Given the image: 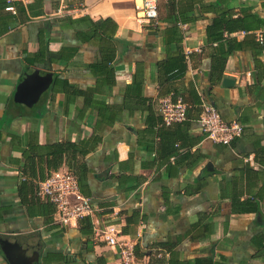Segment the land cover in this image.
<instances>
[{
  "label": "crops",
  "instance_id": "crops-1",
  "mask_svg": "<svg viewBox=\"0 0 264 264\" xmlns=\"http://www.w3.org/2000/svg\"><path fill=\"white\" fill-rule=\"evenodd\" d=\"M220 4L234 17L252 8L264 18V0H204L201 15L184 24L166 2L149 23L138 19L135 0H0V264H10L1 241L30 234L42 243L41 264H120L97 236L54 224L48 207L20 195L24 167L38 181L55 170V146L68 144L87 153L64 150L60 170L69 158L82 165L95 229L119 223L141 250L139 264L158 251L184 263L264 264V81L256 83L251 54L238 52L221 83L209 85L215 46L206 29ZM179 38L188 70L160 88L158 64L175 56ZM29 68L53 76L32 108L16 102ZM204 92L224 121L244 128L231 146L203 134L195 102ZM176 95L189 104L185 133L200 138L184 161L166 156L170 135L158 137L159 101ZM121 211L139 212L138 224L127 225Z\"/></svg>",
  "mask_w": 264,
  "mask_h": 264
},
{
  "label": "trees",
  "instance_id": "trees-1",
  "mask_svg": "<svg viewBox=\"0 0 264 264\" xmlns=\"http://www.w3.org/2000/svg\"><path fill=\"white\" fill-rule=\"evenodd\" d=\"M204 0H169L166 2V8L169 12V14L173 15L176 19V23H191L196 20V14L201 15V6H199V2H203ZM228 6H223V4L217 5L214 7L216 11H213L215 13V18L211 22L210 25L207 26L206 29V43L207 45L215 46L213 53L211 54V70L209 74V85L211 87H216L219 85L222 81V78L224 76V72L228 63V60L236 53L238 52H249L253 58V63L255 66L256 72V83L260 85L264 81V63L260 60V57L264 55V18L262 19L258 14L253 12L252 8H246L243 10H240V13L237 15V17H234V10L227 8ZM177 27V26H176ZM175 27V28H176ZM263 31L261 37L259 38L257 36V32ZM240 33L245 32L246 35L243 37V39L239 40L235 37H231L234 33ZM181 38L176 40V53L175 56H171L166 60V62H161L158 64V82L160 88L166 86L170 81L179 79L184 76L186 71L188 70V65L185 60V55L183 54V49L180 46ZM205 101L210 103L208 101V93H205ZM177 97H182L184 102L187 103L185 98L180 95L174 96V100H176ZM188 104V103H187ZM196 106H198V112L200 115V109L201 101L198 99L195 102ZM211 104V103H210ZM189 106V104H188ZM189 110V109H188ZM222 116V115H221ZM189 119L188 113H187V120L181 123H175L172 125H166L163 121L162 116L159 114L157 118V125L160 126L158 137L161 138L163 141L166 137V135H170V140H172L170 143V140L167 141L169 144L166 145V156L168 159L170 157H176L177 159L180 158V161L187 160L188 158H191V154L189 152V148L193 147L194 143H198L200 141L199 139H192L187 133H185V130H189ZM199 120V117H198ZM156 124L150 123V129ZM174 130L173 133H171ZM167 140V139H166ZM193 141L190 145H186L188 141ZM179 141L183 142V144ZM178 144V147L175 148V145ZM69 149H68V148ZM65 148V149H64ZM188 148V151L182 152L181 150ZM54 163H55V170L53 172H47L45 174H42L41 178L38 181L31 180L29 175L27 174L26 168L24 167L22 179L23 183L20 185L19 192L21 197L24 199L29 197L30 202L32 203H39L42 205V208L48 207L49 212L53 215V222H54V216L56 213V208L53 204H51L47 199H43L39 195V184L43 181H46L48 178L51 177V175L54 172H57L60 170L59 165L63 162V151H72L73 154L79 153V156L84 158L87 151L86 149H81L78 151V148L75 144H68L65 145H56L54 149ZM28 158V156H27ZM202 159V156L199 155L197 157V160L194 162H191L187 166L193 167ZM73 159H68V171L72 173L78 182L79 187V195L83 198H90L83 195V176L85 174V169L80 165L78 162H76L77 165H74L75 167H80L78 169L81 170V174H79L76 171V168L72 165ZM76 161V160H75ZM32 165H26L27 169H29V172L31 174L32 172ZM99 206V205H98ZM122 214L126 216L127 225L133 224L137 225L140 219V213L134 212L132 215H127L124 213L125 211H121ZM50 223V219H49ZM55 224V222H54ZM112 224V223H109ZM119 224V223H115ZM108 225V224H106ZM105 226V225H104ZM96 225L93 223V219L90 216L84 217L78 221V229L77 231L82 236H96L95 232ZM123 234L125 233V230L122 227ZM135 252L137 258L141 255V250L139 246H135ZM173 256V253H172ZM56 260L61 259L64 260L65 258L62 256H54ZM150 260L148 264H212V261L209 260H195V261H189L184 263L183 261H179L177 259H173V257H170L168 260H165L164 254L162 252H156V253H150L149 254ZM49 258V257H48ZM51 259V257H50Z\"/></svg>",
  "mask_w": 264,
  "mask_h": 264
},
{
  "label": "built area",
  "instance_id": "built-area-1",
  "mask_svg": "<svg viewBox=\"0 0 264 264\" xmlns=\"http://www.w3.org/2000/svg\"><path fill=\"white\" fill-rule=\"evenodd\" d=\"M169 0H135L138 19L143 22H156L159 19L161 3ZM199 124L206 138L224 146L231 144L243 135L244 128L239 122H226L218 109L203 100L200 106ZM189 106L182 97L176 100L162 98L158 104L159 114L166 125L187 120ZM39 195L56 208L54 222L62 227H74L84 217H92L98 210L91 198L79 195L76 177L68 170L54 172L50 178L39 184ZM96 236L118 257L120 264H139L135 244L124 236L120 224H108L95 229Z\"/></svg>",
  "mask_w": 264,
  "mask_h": 264
},
{
  "label": "water",
  "instance_id": "water-1",
  "mask_svg": "<svg viewBox=\"0 0 264 264\" xmlns=\"http://www.w3.org/2000/svg\"><path fill=\"white\" fill-rule=\"evenodd\" d=\"M52 83V74L29 68L18 88L16 102L32 108L40 102ZM1 243L10 264H41L42 243L35 234L4 238Z\"/></svg>",
  "mask_w": 264,
  "mask_h": 264
}]
</instances>
